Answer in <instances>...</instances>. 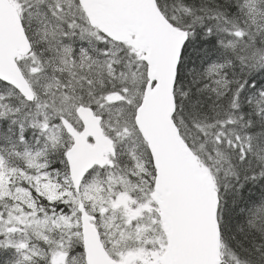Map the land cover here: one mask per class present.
Returning <instances> with one entry per match:
<instances>
[{
    "label": "snow or ice",
    "instance_id": "snow-or-ice-1",
    "mask_svg": "<svg viewBox=\"0 0 264 264\" xmlns=\"http://www.w3.org/2000/svg\"><path fill=\"white\" fill-rule=\"evenodd\" d=\"M0 264H264V0H0Z\"/></svg>",
    "mask_w": 264,
    "mask_h": 264
}]
</instances>
